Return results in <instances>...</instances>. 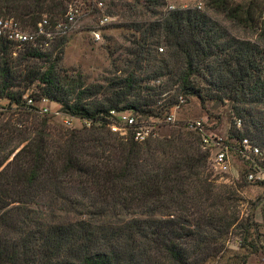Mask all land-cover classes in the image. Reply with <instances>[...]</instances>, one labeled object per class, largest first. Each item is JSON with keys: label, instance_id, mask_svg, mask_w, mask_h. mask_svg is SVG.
Listing matches in <instances>:
<instances>
[{"label": "trees", "instance_id": "trees-1", "mask_svg": "<svg viewBox=\"0 0 264 264\" xmlns=\"http://www.w3.org/2000/svg\"><path fill=\"white\" fill-rule=\"evenodd\" d=\"M125 1L118 5L130 20V48L105 87L68 75L44 37L22 46L0 38V100L21 116L0 125V264H247L261 251L254 212L241 219L238 209L244 185L217 184L199 135L182 125L137 142L111 132L106 116L115 109L166 118L192 98L203 108L228 105L229 138L248 137L264 152L263 12L230 0L171 11L166 0ZM69 2L0 0V17L31 30L47 19L54 33ZM34 84V100L100 125L51 131L55 118L25 106ZM25 118L35 123L21 129Z\"/></svg>", "mask_w": 264, "mask_h": 264}, {"label": "rangeland", "instance_id": "rangeland-1", "mask_svg": "<svg viewBox=\"0 0 264 264\" xmlns=\"http://www.w3.org/2000/svg\"><path fill=\"white\" fill-rule=\"evenodd\" d=\"M203 1L205 4L206 0ZM122 2L127 3L125 0H70L67 12L71 8H78L77 21L68 34L55 36L54 39L50 40V45L46 47L53 59L57 56L62 57L60 62L62 70L74 77L80 74L86 86L99 85L105 87L108 81L115 78L123 68L122 60L126 55V50L130 48L129 42L132 38V31L128 28L130 23L129 18L124 15V9L118 5ZM196 2L197 0H166L165 9H167L168 6L190 9L194 7ZM230 2L244 6H248L249 4L256 5V14L258 15L263 12L262 16H264V0H230ZM99 3H102V6H99ZM115 4L117 5L116 7H114ZM165 9H162V11ZM103 16L109 18V21L105 25H102L100 22ZM218 16L216 17L219 20L225 21L223 16ZM0 18L14 19V17ZM152 19L153 18H151V20ZM225 24L232 33L238 37L242 38V36H244L250 40L256 38V34L252 29L244 28L242 30H237L234 26L227 25V23ZM31 29L32 28L25 30L34 31ZM93 32H98L100 34L99 40L94 38ZM35 85L36 84L25 91V95H30L33 91L38 92V88ZM167 94L168 93L163 95V97ZM102 100V94L93 95L86 99L88 103ZM52 103L54 108H62L59 103ZM6 105L7 101L0 100V125H8L9 122L10 124H14L17 118L21 117L18 114H14L13 109L8 111ZM172 109L174 122H167L166 118L146 119L143 117L142 120L144 124L148 126L149 131H152L148 138L152 140H161L165 137L173 136L172 134L175 130H184L181 126L187 125L188 122L193 121L204 123L209 134L225 137L228 135L229 129L233 125L230 106L228 105L220 106L209 102L205 105V108H203L197 100L192 98L186 103L181 102ZM34 119L35 118H28L27 121L23 122V125L22 123H17L18 127L22 129L23 126H30L32 123H35ZM49 124L52 127L51 131L54 129L57 131L59 129H70L58 118L52 119L49 121ZM76 125L79 126L76 127L78 129L83 127L78 123ZM186 129L189 130L187 127ZM255 143L257 144V142ZM203 149L208 150L206 147H203ZM231 155L229 159L230 165L226 171L215 168L212 160H210V164L213 168V172H215L214 175L217 174V176H221V179H218V185L227 184L231 186L234 182L244 185V189L238 193L241 200L237 202L238 209L241 212V219H244L248 214L253 213V209H255L256 205L262 201L261 198L264 195V189L261 188V186L246 182L240 160L234 153ZM257 225L259 229L258 235L260 236L258 242L261 246V251L250 255L247 264H264V222L257 223ZM234 242L235 241H232L229 246L231 250H233V252H241ZM228 257H230L229 253L224 257L223 261L225 262Z\"/></svg>", "mask_w": 264, "mask_h": 264}, {"label": "built area", "instance_id": "built-area-1", "mask_svg": "<svg viewBox=\"0 0 264 264\" xmlns=\"http://www.w3.org/2000/svg\"><path fill=\"white\" fill-rule=\"evenodd\" d=\"M98 5L102 6V3ZM194 7L198 10H203L204 1L197 0ZM174 9L175 7L173 6L167 7L168 11ZM77 16L78 8H71L66 13L65 18L56 24L54 33L47 30V19H43L34 31H26L13 18H0V38L18 46L36 43L41 37L50 41L55 36L68 34L77 21ZM108 21L109 18L103 16L100 22L102 25H105ZM93 36L96 40L100 39L98 32H93ZM23 100L25 101V106L30 110L42 116L58 118L68 128L79 127L76 125L77 123L83 126L82 128H91L92 126L100 125L98 122L72 116L63 112L62 109L54 108L53 103L44 97L34 100L29 94H26L23 96ZM172 110L166 117L167 122H174ZM106 119V127L111 132L122 137L131 135L137 142L147 140L152 132L148 130V126L144 124L143 120L133 110L112 109L109 110ZM236 126L240 129L241 122L237 121ZM186 127L199 135L203 147L208 148L210 152V160H212L215 168L226 171L230 165V156L234 153L242 164L246 182L252 185L264 186V152L254 141L248 137L235 140L229 138L228 135L222 137L209 134L204 123L200 121L188 122Z\"/></svg>", "mask_w": 264, "mask_h": 264}, {"label": "crops", "instance_id": "crops-1", "mask_svg": "<svg viewBox=\"0 0 264 264\" xmlns=\"http://www.w3.org/2000/svg\"><path fill=\"white\" fill-rule=\"evenodd\" d=\"M261 188L264 189L263 186H261ZM261 200H260L261 202L258 203L254 209V220L257 223L264 222V195L262 196Z\"/></svg>", "mask_w": 264, "mask_h": 264}]
</instances>
